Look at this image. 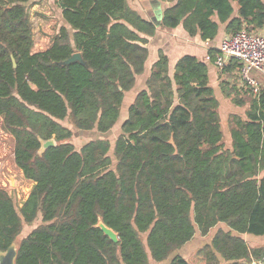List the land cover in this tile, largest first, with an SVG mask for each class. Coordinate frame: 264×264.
Segmentation results:
<instances>
[{"label":"trees","instance_id":"1","mask_svg":"<svg viewBox=\"0 0 264 264\" xmlns=\"http://www.w3.org/2000/svg\"><path fill=\"white\" fill-rule=\"evenodd\" d=\"M31 1L0 0V117L14 140L16 166L33 182L18 210L0 188V251L37 218L40 224L19 240L15 264L160 262L197 229L204 235L219 222L264 235V86L223 91L237 106L248 103L244 115H231V146L224 148L207 65L184 55L170 74L159 53L122 118L113 162L106 137L76 148L61 121L100 134L114 128L124 92L144 71V35L154 34V24L127 0H56L68 27L59 26L51 44L33 52ZM164 1L170 5L162 25L182 23L203 40L217 33L214 15L227 34L264 26V0ZM76 51L86 64L60 63ZM51 138L55 144L40 154L41 140ZM99 219L117 242L96 226ZM198 254L206 264L221 257L247 264L263 259L264 247L250 248L218 229ZM168 264L189 262L175 254Z\"/></svg>","mask_w":264,"mask_h":264},{"label":"crops","instance_id":"2","mask_svg":"<svg viewBox=\"0 0 264 264\" xmlns=\"http://www.w3.org/2000/svg\"><path fill=\"white\" fill-rule=\"evenodd\" d=\"M129 6L136 10L143 18L152 22L155 26V32L151 36L144 35L147 38L146 46L148 48V58L145 63L144 71L138 74L135 79L133 87L124 92L123 101L121 105V110L124 105V101L129 97V104L132 103L136 94L146 86V80L150 73L151 65L158 59L159 53L164 54L169 61V73L172 74L174 71L175 62L184 55L195 56L198 60L204 62L207 65V74L209 85L213 88L214 94L218 99H224L225 108L232 109L233 113L236 108H247L248 103L243 106H237L232 102V96H227L225 93L230 91V88L239 89L243 84L242 78L239 73V67L234 68L233 62L229 63L225 68H217L211 59H206L207 55L213 53L214 55L218 52V46L221 39L228 35L226 32V24L219 22L216 15L213 16V20L218 23V29L216 35L212 39H201L199 33L190 35L182 26V23L178 24L174 28L166 27L162 25V15L164 9L170 4L164 0H127ZM235 11H237L236 3L233 2ZM29 17L30 20L37 18L41 22H47L48 25L52 24L53 31H49L53 36L57 33V29L61 25L67 26V24L62 19L61 9L57 6L56 0H32L29 3ZM51 15V16H49ZM41 18L45 20H41ZM48 19V21H46ZM68 27V26H67ZM43 29V28H42ZM71 31V30H70ZM256 33H264V26L257 30ZM46 40L47 37L42 38L41 41ZM34 44V43H33ZM48 47V46H47ZM34 49V47H33ZM46 49V48H45ZM45 49H40L41 51ZM211 57V56H210ZM250 75L257 79L261 86H264V72L251 69ZM223 87L225 89L223 90ZM223 91L225 93H223ZM220 103V102H219ZM220 106V104H219ZM218 106V109H219ZM128 108V107H127ZM244 109V110H245ZM244 110L241 115H244ZM125 109L122 118L125 116ZM219 113V112H218ZM230 146L231 139L230 134L228 136ZM227 147V148H230ZM33 184L32 181H30ZM217 225V224H216ZM227 226V225H226ZM220 227H213L207 234L202 235L197 229L193 237L184 243L182 246L177 248L170 256L164 261L156 262L154 260L150 261V264H168L173 255L178 254L184 257L189 264H206L204 261H200V256L198 250H200L204 245L210 244L213 235L216 233ZM223 231H231L234 235L242 237L250 248L264 247V235H254L251 233H238L233 231L229 226L225 229L221 228ZM218 264H229L222 257L220 258ZM256 264H264V258L252 259ZM251 261V262H252ZM249 264V263H247Z\"/></svg>","mask_w":264,"mask_h":264},{"label":"rangeland","instance_id":"3","mask_svg":"<svg viewBox=\"0 0 264 264\" xmlns=\"http://www.w3.org/2000/svg\"><path fill=\"white\" fill-rule=\"evenodd\" d=\"M51 16V15H49ZM41 20H45L41 18ZM32 32H33V46L32 51L38 52L42 49L47 48L53 40V34L49 31H53L52 24L48 25L47 22H41L37 18H33L32 20ZM48 21V19H46ZM43 28V29H42ZM47 37L46 40H42V38ZM34 47V49H33ZM41 49V50H40ZM245 99L248 101L249 96L245 97ZM129 97H127L124 101V105L122 107V110H120V119L115 124L114 128L107 131L104 134L98 133L96 130L92 131H81L76 129L72 124H70L67 120L61 121V123L67 127H69L72 131L71 136V142L74 144L76 148H79L82 144H84L86 141H88L91 138H96L101 135L106 137L110 143L111 148L109 151V154L112 161L114 162V156H113V145L115 142V139L117 138L119 132H120V123L122 122V115L124 114L123 111L127 109ZM224 99L219 98V117H220V124H221V130L223 134L222 143L224 148L230 146V142L228 139L229 136V126H230V117L233 114V108L227 109L225 108ZM247 105V104H246ZM246 107V106H243ZM245 108H236L235 112H239L242 114L243 110ZM122 114V115H121ZM126 114V112H125ZM13 147H14V140L13 137L5 130L3 126V118L0 117V188L6 190L8 194L12 197L14 204L17 208L22 205V202L27 198L30 189L32 187V184L29 180L25 179L23 177L22 172L20 169L16 166L13 158ZM40 224V219H36L30 224L23 223L22 230L20 235L16 238V241H19L22 236L27 234L33 227ZM215 227H220L218 229H225L227 226L223 222L217 223Z\"/></svg>","mask_w":264,"mask_h":264},{"label":"built area","instance_id":"4","mask_svg":"<svg viewBox=\"0 0 264 264\" xmlns=\"http://www.w3.org/2000/svg\"><path fill=\"white\" fill-rule=\"evenodd\" d=\"M206 59H211L219 69L225 68L233 61L237 62L244 86L256 93L261 84L250 75V70L264 72V33L250 32L242 28L236 33L228 34L221 39L214 57L207 55Z\"/></svg>","mask_w":264,"mask_h":264},{"label":"water","instance_id":"5","mask_svg":"<svg viewBox=\"0 0 264 264\" xmlns=\"http://www.w3.org/2000/svg\"><path fill=\"white\" fill-rule=\"evenodd\" d=\"M13 66H16L15 60L13 57H11ZM74 61H79L80 63H85L81 53L79 51H76L72 53L67 59L61 61V64H68ZM54 139H48V140H41V146L39 148V153H43L44 150L51 145H54ZM96 226H98L104 234H106L111 240L117 242L118 241V235L117 233L112 230L110 227L106 226L101 219L98 220L96 223ZM19 241H16V239L4 250L0 251V264H15V258L17 253V246ZM253 262H251L252 264Z\"/></svg>","mask_w":264,"mask_h":264}]
</instances>
